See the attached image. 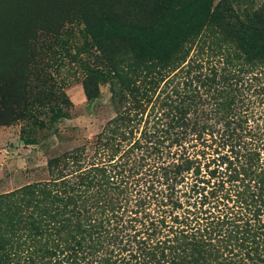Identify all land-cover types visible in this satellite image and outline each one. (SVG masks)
I'll list each match as a JSON object with an SVG mask.
<instances>
[{
  "label": "trees",
  "instance_id": "1",
  "mask_svg": "<svg viewBox=\"0 0 264 264\" xmlns=\"http://www.w3.org/2000/svg\"><path fill=\"white\" fill-rule=\"evenodd\" d=\"M67 19L96 51L72 56L86 100L107 84L116 111L47 179L0 193V264H264V0H49L0 124L66 117L28 48Z\"/></svg>",
  "mask_w": 264,
  "mask_h": 264
},
{
  "label": "rangeland",
  "instance_id": "2",
  "mask_svg": "<svg viewBox=\"0 0 264 264\" xmlns=\"http://www.w3.org/2000/svg\"><path fill=\"white\" fill-rule=\"evenodd\" d=\"M48 1L0 0V84L11 67L24 64L25 50L17 46L34 28L37 15L45 13ZM63 24L59 41L50 50L42 47L45 36L29 43V62L34 69L31 84H39V76L47 73L48 83L63 90L72 106L62 108L66 117L59 115L52 120L60 109L57 105L39 116V121L20 119L0 124V193L47 179L50 156L91 140L115 114L107 84L100 85L99 95L93 101L86 100L82 86L84 74L72 56L77 53L81 59H93L96 51L85 45L89 41L81 26H72L69 19ZM64 46L68 47L67 51ZM27 139L36 143L27 144Z\"/></svg>",
  "mask_w": 264,
  "mask_h": 264
}]
</instances>
